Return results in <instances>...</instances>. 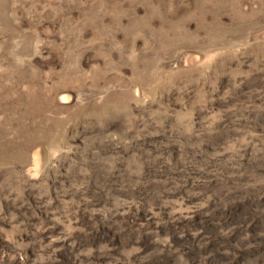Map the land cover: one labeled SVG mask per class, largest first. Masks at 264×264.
Instances as JSON below:
<instances>
[{
	"label": "rangeland",
	"instance_id": "obj_1",
	"mask_svg": "<svg viewBox=\"0 0 264 264\" xmlns=\"http://www.w3.org/2000/svg\"><path fill=\"white\" fill-rule=\"evenodd\" d=\"M0 264H264V0H0Z\"/></svg>",
	"mask_w": 264,
	"mask_h": 264
}]
</instances>
